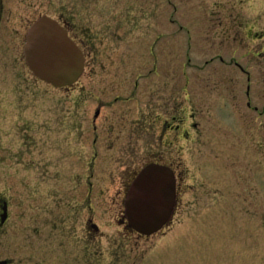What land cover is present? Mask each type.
<instances>
[{
  "label": "rangeland",
  "instance_id": "rangeland-1",
  "mask_svg": "<svg viewBox=\"0 0 264 264\" xmlns=\"http://www.w3.org/2000/svg\"><path fill=\"white\" fill-rule=\"evenodd\" d=\"M3 4L0 195L12 214L0 258L264 264V0ZM62 11L88 57L56 87L31 70L24 43L34 19ZM150 160L180 163L186 183L168 224L140 235L119 222V187ZM91 164L100 230L88 233L80 187Z\"/></svg>",
  "mask_w": 264,
  "mask_h": 264
},
{
  "label": "water",
  "instance_id": "water-1",
  "mask_svg": "<svg viewBox=\"0 0 264 264\" xmlns=\"http://www.w3.org/2000/svg\"><path fill=\"white\" fill-rule=\"evenodd\" d=\"M26 37L25 59L41 79L64 86L82 74L83 50L58 18L41 14L29 26ZM175 201L173 168L158 161L146 163L131 182L125 199L129 226L146 234L156 232L170 219Z\"/></svg>",
  "mask_w": 264,
  "mask_h": 264
},
{
  "label": "flooded vegetation",
  "instance_id": "flooded-vegetation-1",
  "mask_svg": "<svg viewBox=\"0 0 264 264\" xmlns=\"http://www.w3.org/2000/svg\"><path fill=\"white\" fill-rule=\"evenodd\" d=\"M4 10H5V6L3 4V0H0V26L2 25L1 23L3 22V18L5 17ZM61 14L62 15L59 16V17H57V18L62 23V25L68 30L70 36L79 44V46L83 50V53L85 55V68H86V65H87L86 64V61H87V57H88V53H87L86 47L84 45L86 39H85V37L83 35H80V34L75 35L72 32V30L73 29H77L78 26L76 24H74V20H72L71 17H69L65 12L62 11ZM26 34H27V32H26ZM88 42H90V41L87 40V43ZM85 68H84V70H85ZM84 70H83V72H84ZM69 85H71V84H69ZM69 85L56 86V87H65V86H69ZM5 87H8V86H4V84H0V93H3V91H4L3 88H5ZM14 88H16L18 90V85H13L12 86V91H14ZM97 110L98 111H96V113H95L96 116L99 114V110L100 109H97ZM165 124H166V126L169 125V124L171 126L172 123H170V121L167 119V121L165 122ZM178 126H179V124H178ZM173 127H175V126H173ZM94 140L96 141L97 140V137H94ZM1 143L2 142H0V144ZM151 161H158V162L166 163L169 166H171L173 168L174 172H175V177H176V201H175V206H174V209H173V213H172L170 219L168 220V222H169L172 219V216L175 215L179 211L180 201H181V188L186 183L184 170H181L180 163H178V162H177L178 164H175V166H174L173 164L171 165V164H169L166 161L164 162V161H159V160H150L148 162H151ZM32 162L33 161H31V163ZM148 162H146V163H148ZM145 164H143V166ZM95 167L96 166L93 165V164L90 165V172H89L90 176H88V178L86 180V183L88 184V185L87 184L86 185L88 187H86L85 189H82V187H80V195H81V197H83V199L85 198L86 200H88V204H87V207H86V208H88V211L86 213V229H87V232L88 233H91L92 230H95V231L100 230V226L95 221V219H94L95 216L93 215L94 210H95L94 209V205H93V198L94 197H97L99 195V190L97 189V187H95V183H94V180H93L94 179L93 177H94L95 169H96ZM30 168H34V165H30ZM44 170L46 172L49 171V169L47 167H45ZM139 170L135 173V175H134L133 178H130V177H128V178L123 177L122 178L123 181H122L121 187H119V189H120L119 192L122 193L120 196H121V199H122V204L124 206V209H123L122 215L118 219H119L120 224L126 230H129V231H132L133 230V231L138 232V234H140V235H147L146 233H142V232L138 231L137 229L129 226L128 217H127L126 212H125V199H126V196H127V192H128V189H129V187L131 185V182L133 181V179L135 178V176L137 175V173L139 172ZM76 178H78V179L81 178V175L79 176L77 174ZM11 214H12V208H11V201H10V199L8 197L1 196L0 195V232H2L5 227H8L7 225L9 223V221H10ZM168 222L165 225H167ZM95 231H93V232H95ZM15 259H16L15 256H7V257L0 258V264H13L14 262L15 263H19L18 260L17 261H14ZM40 264H42V263H40Z\"/></svg>",
  "mask_w": 264,
  "mask_h": 264
}]
</instances>
